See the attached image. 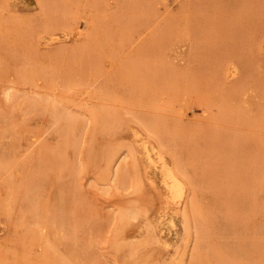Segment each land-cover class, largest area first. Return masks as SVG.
<instances>
[{
	"label": "rangeland",
	"instance_id": "rangeland-1",
	"mask_svg": "<svg viewBox=\"0 0 264 264\" xmlns=\"http://www.w3.org/2000/svg\"><path fill=\"white\" fill-rule=\"evenodd\" d=\"M9 25L23 34L3 38ZM95 110L118 121L98 127ZM61 114L72 117L68 136ZM146 120L168 131L165 159L193 182L181 207L148 158L145 146L156 157L159 140ZM117 141L112 166L104 150ZM0 157L11 163L0 174V264H55L48 242L74 264H191L197 209L224 255L264 264V0H0ZM121 164L126 188L113 182ZM26 191L41 219L55 221L36 238ZM129 204L138 217L120 228L115 217Z\"/></svg>",
	"mask_w": 264,
	"mask_h": 264
},
{
	"label": "bare ground",
	"instance_id": "bare-ground-1",
	"mask_svg": "<svg viewBox=\"0 0 264 264\" xmlns=\"http://www.w3.org/2000/svg\"><path fill=\"white\" fill-rule=\"evenodd\" d=\"M57 8V7H56ZM76 13V12H75ZM75 15H77V13L75 14ZM81 18L80 19H85V26H92L93 27V22L90 20V19H88V18H86V17H88V16H80ZM92 24V25H91ZM5 25H7V24H5ZM8 28V26L7 27H5L4 28V31L6 32V34L3 36V38H5V39H8V40H16V38H18V37H20L19 35L22 33L21 32V29H20V27H18V26H10L9 25V29H7ZM11 29V30H10ZM28 33V32H27ZM23 34V33H22ZM92 34V33H91ZM11 38V39H10ZM21 38H22V35H21ZM55 39V38H54ZM33 41V40H32ZM155 44V46H156V44H158V43H154ZM15 46V45H14ZM14 48V47H13ZM87 49V48H86ZM115 52V51H114ZM87 53V52H86ZM112 53H113V51H112ZM30 54V53H29ZM74 56V55H73ZM75 59V58H74ZM5 60V59H4ZM3 61V60H2ZM37 62V61H36ZM55 62V61H54ZM2 63V62H1ZM55 64H56V62H55ZM80 64V63H79ZM81 65H82V63H81ZM232 65V64H231ZM41 67V66H40ZM79 67H80V65H79ZM85 67V66H84ZM227 68H225V70H224V73H225V76H226V78H228V77H231V76H233V75H235V70H237L236 68H234L235 70H233L232 68L230 69L229 68V66H226ZM235 67H236V65H235ZM53 68V67H52ZM59 68V67H58ZM39 69V68H38ZM68 68H66L65 70H67ZM70 69V68H69ZM75 69V68H74ZM3 70V69H2ZM42 70V69H41ZM49 70H51V68L49 69ZM71 70H73V68L71 69ZM79 70V69H78ZM81 70V69H80ZM54 71V70H53ZM82 71V70H81ZM80 71V72H81ZM30 72V71H29ZM79 72V73H80ZM32 72H30V73H28L27 71H20L19 72V76H21L22 77V79H24V80H26L27 78L29 79V74H31ZM42 73H43V71H42ZM61 73H62V71H61ZM60 73V74H61ZM65 73V72H64ZM66 73H68V71L66 72ZM83 73V71L80 73V75ZM160 73V72H159ZM238 73V72H237ZM54 74V73H53ZM52 74V75H53ZM68 74H70V73H68ZM68 74H66V76H69V77H67L68 78V80L70 81V79L72 80V77L70 76V75H68ZM163 74H165V73H163ZM163 74L161 75V76H163ZM35 75V74H34ZM43 75H44V77H45V79H49V78H51V76L49 77V72H44L43 73ZM64 76H65V74H63ZM72 75V74H71ZM166 75V74H165ZM164 75V76H165ZM168 75V74H167ZM172 75V74H171ZM41 76V75H40ZM64 76H62V77H64ZM77 76H78V72H77ZM224 76V75H223ZM31 77V76H30ZM34 77V76H33ZM38 77V76H37ZM43 77V76H42ZM49 77V78H48ZM35 78V77H34ZM142 78V77H141ZM145 78H148V77H145ZM165 78H168V76L167 77H164L163 79H165ZM76 79V78H75ZM78 79V78H77ZM144 79V78H143ZM142 79V80H143ZM23 80V81H24ZM31 80V79H30ZM74 80V79H73ZM72 80V81H73ZM139 80H140V82H144V81H142L140 78H139ZM75 81V80H74ZM145 81H147V79L145 80ZM169 81V80H168ZM47 83H49V82H47ZM74 83V82H73ZM76 83V82H75ZM145 83V82H144ZM143 83V84H144ZM146 83H148V82H146ZM71 84V83H70ZM77 84V83H76ZM76 84H74V85H76ZM87 85V84H86ZM13 96V95H12ZM11 96V97H12ZM175 96V98H176V95H174ZM8 98H10L9 96H8ZM12 100V99H11ZM225 102V101H224ZM96 112H95V115H94V113H93V115H94V117H95V119L97 120V122L96 123H99L101 126H99V124H98V127H101V128H103V129H109L110 127L112 128V125L116 122V121H118L117 120V116L115 115V114H113L114 112H111V111H108V112H105L104 110H101V111H104V112H100V111H97V110H95ZM94 112V111H93ZM111 112V113H110ZM231 114V113H230ZM119 115V114H118ZM59 116V115H58ZM61 117H63V118H65L66 119V123H65V125L63 126V128H61L60 129V133L62 134V135H64V136H68L69 134H71L72 133V129L74 128V124H73V122H72V117L71 116H66V115H60ZM59 116V117H60ZM120 117H118V119H119ZM122 118V117H121ZM239 118V117H238ZM123 119V118H122ZM122 119H121V121H122ZM218 119V118H217ZM96 120H94V121H96ZM142 120V119H141ZM120 121V122H121ZM152 121V120H151ZM222 121V120H221ZM145 121H143V123H144ZM150 122V121H149ZM149 122H147V120H146V124H145V126L146 125H148V123ZM158 122V121H157ZM142 123V124H143ZM119 124V123H118ZM162 124V123H161ZM115 125V124H114ZM163 125V124H162ZM95 126H96V124H95ZM114 127V126H113ZM145 128H147V130L149 131V134L150 133H152L153 135H154V138H157L159 141V143H158V145H159V147H158V145H157V147H158V152H157V156L155 157V156H153L152 155V152L154 151V148L152 147V150L151 149H149L148 147H149V143L147 144L148 145V147H146L145 146V148H146V151H147V155H148V158L150 159V161L156 166V167H159V169H160V172H161V174H162V181H163V185H164V187H165V189H166V191H167V194H168V199H169V202H171V203H173V205L174 206H177V207H181L182 205H184V203L186 202V200H187V198L190 196V191H191V186L193 185L192 183V180L190 179V177H189V175H188V173H187V171L182 167V165H181V163L179 162V161H176L175 163H174V165L173 166H171L170 164H169V162H167L166 161V159H165V155H166V152H167V150H169L170 149V141L172 140V138H171V136L170 135H168V131L165 133L164 132V130H161V126H159V125H156V124H149L148 126H146ZM96 129V128H95ZM115 129H118L117 127L115 128ZM115 129H112V130H115ZM163 129V128H162ZM99 130V129H98ZM167 130V129H166ZM95 131L96 130H94V133H95ZM104 131H106V130H104ZM116 131V130H115ZM71 132V133H70ZM108 132H110V131H108ZM118 132V131H117ZM110 134V133H109ZM170 134V133H169ZM137 135V134H136ZM172 135V134H171ZM151 137H153L152 135H150ZM211 136V135H210ZM96 137V136H95ZM93 138V137H92ZM154 138H152V139H154ZM96 139V138H95ZM175 140V139H174ZM216 140V139H215ZM148 141H149V139H148ZM38 142V140L37 139H35V140H33L32 141V143H31V145L33 146L34 144H36ZM98 142V141H97ZM144 142V141H143ZM146 142V141H145ZM144 142V143H145ZM107 143V142H106ZM95 144V143H94ZM111 144V143H110ZM114 144V143H113ZM139 144H142L143 145V143H141V141H140V143ZM115 145H117V146H113V145H107L106 147H105V150H104V152H105V155H106V159L108 160V162L111 164H113V162H111L112 160L114 161V163L116 162L115 161V159H116V155L115 154H119L120 152L118 151V145L120 146V148L122 147L123 148V145L121 146V144H118V141H117V144L115 143ZM153 145V144H152ZM131 145H129L128 146V149H129V147H130ZM144 146V145H143ZM214 146V145H213ZM209 147V146H208ZM31 148V147H30ZM131 148H132V146H131ZM130 148V149H131ZM121 150V149H120ZM133 150V149H132ZM118 152V153H117ZM172 152V151H171ZM229 153V152H228ZM135 154V153H134ZM156 154V153H155ZM98 155V154H97ZM100 155H102L101 157L103 158V154L102 153H100ZM168 155V154H167ZM166 155V156H167ZM228 156V155H227ZM113 157H115V158H113ZM61 158V157H60ZM118 158V157H117ZM227 158H229V157H227ZM57 159V158H56ZM230 160V159H229ZM59 161V160H58ZM56 162H57V160H56ZM60 162V161H59ZM107 162V163H108ZM118 162V161H117ZM221 162V161H220ZM253 162H255V161H253ZM62 163V162H61ZM111 164V165H112ZM109 166V165H108ZM113 166V165H112ZM120 166V165H119ZM117 167L118 169L116 170V172H113V173H115V175L113 176L114 178V180H113V182L115 183V185L116 186H123L122 188H126V187H124V185H126L128 182H126V181H128V180H126V176L127 175H129V174H127V171H125V168L124 167H122V166H124V165H122L121 164V166L120 167ZM135 167L136 166H138V165H136V163H135V165H134ZM153 166V165H152ZM250 166V165H249ZM255 166V165H254ZM259 166H260V164H259ZM211 167V166H210ZM214 167H215V165H214ZM214 167H213V169H214ZM230 167V166H229ZM10 168H11V163H10V161L8 160V159H6V158H2V157H0V174H3V173H7L9 170H10ZM212 168V167H211ZM261 168V167H260ZM107 169V172H108V167L106 168ZM135 169V168H134ZM232 169V168H231ZM110 170H111V168H110ZM216 170V169H215ZM220 170V169H219ZM137 171V170H136ZM107 172H106V170H105V174H101V175H103V177H106V178H108V177H110V176H107ZM104 173V172H103ZM125 173L127 174V175H125ZM138 173V172H137ZM216 173H218V172H216ZM110 174V173H109ZM112 176V175H111ZM214 176V175H213ZM101 178V177H100ZM106 178H105V180H106ZM111 179H112V177H111ZM263 179V178H262ZM104 180V179H103ZM162 183V182H161ZM263 184V183H262ZM115 186V187H116ZM262 186V185H261ZM263 186H264V184H263ZM140 188H141V186H140ZM29 190V189H28ZM30 191V190H29ZM29 191H26V192H28L27 193V195L25 196V200L26 201H24L23 199V201L25 202V203H29L30 204V206H33V208L38 204V201L37 202H35V201H33L32 200V198H30V192ZM33 192V191H32ZM35 193H36V191H35ZM194 193V192H193ZM32 195H33V193H32ZM35 195V194H34ZM196 197V196H195ZM195 197H194V194H192L191 195V197L189 198V205L191 206V208H194L193 210L195 211V209H196V207H197V200L195 201ZM198 198V197H197ZM167 199V200H168ZM24 202H22V203H24ZM168 202V203H169ZM79 203V202H78ZM169 205V204H168ZM76 207V206H75ZM21 208V207H20ZM198 208V207H197ZM33 210V211H32ZM29 213H27L28 215L31 213L32 215V217L34 218V223H35V228L34 229H32V230H30V232H31V236H32V238H36V237H38V230L40 229V227L42 226V225H44L45 226V224H46V222L48 223V224H46V225H49V224H54L55 223V221L54 220H51V221H47V220H43V219H41V214H40V212H38V208L37 207H35V210L34 209H32ZM140 210V209H139ZM143 210H145V209H143ZM146 211V210H145ZM200 212L201 213V210H199V209H197V211L196 212ZM28 212V211H27ZM75 212H76V210H75ZM74 212V213H75ZM182 213H181V216H182V220H183V227H184V231H185V233H184V237H183V240L185 241V244H187V243H189V238H190V235H191V224H190V222H191V219H190V216L192 217V214H190L189 213V211H188V207L186 208H183V210L181 211ZM71 213V212H70ZM200 213H194L193 212V216L195 217V221L197 222L196 223V225L198 224V225H200V224H203V227H198L197 229H196V238H195V240L197 239V242H196V246H195V249L193 250V252H192V259H191V264H242V263H240V261H238V259L237 260H235V259H232V258H229L230 257V255H229V257L228 256H226V255H224V253L223 252H221L218 248H216L217 246H214V244H213V240H211V236H210V230L212 229V227H211V225L210 224H208V217H206L207 218V220L202 216V214L200 215ZM209 213V212H208ZM73 214V213H72ZM140 215V214H139ZM148 215V214H147ZM165 215H166V213H165ZM200 215V216H199ZM43 218H44V215L42 216ZM138 217V210L136 209V206H130V204L129 205H127V208H125L124 210L122 209V210H120V212L118 213V215L115 217L116 218V220H117V222H118V225L120 226V228H123L127 223H130V220H135V218H137ZM25 218H27V216L25 217ZM200 219V220H199ZM165 220H168L167 222V224H170V228H171V226H172V229L173 228H175L176 227V223H175V220H174V217H173V215L170 217V218H166ZM198 220L200 221V222H198ZM54 226V225H53ZM38 227H39V229H38ZM43 227V226H42ZM56 227H58V226H56ZM149 227V226H148ZM44 228V227H43ZM42 228V229H43ZM150 228V227H149ZM150 229H152V228H150ZM169 229V228H168ZM174 230V229H173ZM191 230V231H190ZM150 231V230H149ZM153 231V230H152ZM215 231V230H214ZM149 234H150V238H155V235H153V233H151V232H149ZM40 235H42V234H40ZM40 235H39V237H40ZM215 236V235H214ZM42 238V237H41ZM149 238V237H148ZM40 239V238H39ZM144 239V238H143ZM147 239V238H146ZM156 239V238H155ZM138 241H139V239H137ZM262 240V239H261ZM261 240H259L260 242H261ZM116 241V240H115ZM141 241V240H140ZM139 241V242H140ZM147 241V240H146ZM48 242V241H47ZM120 242H122V241H116V243H115V245H113L112 247H114L115 249H117V250H122L121 248H122V246L124 247V244L122 245ZM127 241H125V243H126ZM134 242H136L135 240H134ZM122 243H124V242H122ZM145 243V242H144ZM142 244V243H141ZM141 244L140 245H138V243H137V245H131L130 247H129V249L128 250H130V252H131V254H133V255H136L135 253L137 252V254H138V248L141 246ZM148 244V243H147ZM205 244V245H204ZM217 244V243H216ZM54 246H56V245H52L51 243H46V245H45V254H46V256H47V258H49V259H51V260H53L54 262H55V264H74L72 261H69V260H67V259H63L60 255L58 256L57 254H56V251H55V247ZM127 246V245H126ZM125 246V247H126ZM139 246V247H138ZM185 247V246H184ZM139 249H141V248H139ZM185 249V248H184ZM185 250H187V249H185ZM140 251H142V250H140ZM144 251V250H143ZM178 251V250H177ZM184 251V250H183ZM129 252V253H130ZM179 252V251H178ZM177 252V253H178ZM63 255V254H62ZM181 256L182 257H184V252L183 253H181ZM136 258V257H135ZM141 258V257H140ZM240 258V257H239ZM130 259H132V258H130ZM139 259V258H138ZM181 259V258H180ZM241 259V258H240ZM48 260V259H47ZM259 260V259H258ZM148 261V260H147ZM180 261V260H179ZM173 262V261H172ZM136 263H137V260H136ZM176 263H178V262H176ZM185 263V262H184ZM246 263V262H245ZM260 263V262H259ZM174 264V263H173ZM179 264V263H178ZM182 264V263H181ZM261 264V263H260Z\"/></svg>",
	"mask_w": 264,
	"mask_h": 264
}]
</instances>
